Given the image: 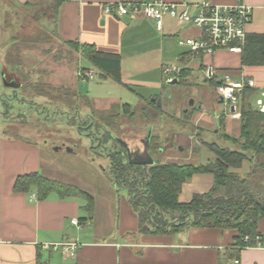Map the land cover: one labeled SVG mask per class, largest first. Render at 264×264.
<instances>
[{
	"label": "crops",
	"instance_id": "0c3cea01",
	"mask_svg": "<svg viewBox=\"0 0 264 264\" xmlns=\"http://www.w3.org/2000/svg\"><path fill=\"white\" fill-rule=\"evenodd\" d=\"M11 1L19 6H39L47 1L42 10L54 23L60 42L91 44L99 51L119 56L122 84L88 62L83 66L92 71L97 76L95 81L100 83L92 85L87 82L92 86L87 88L86 95L78 90V81L76 92L90 101L95 114L112 116L109 114V101L106 102L109 97L100 95L96 88L103 84L124 86L134 91L139 101L146 103L160 97L164 80L179 78L194 83L199 78L198 74L206 78L205 70L208 68L212 69L217 81L225 72L230 73L233 80L242 76L252 79L255 88L250 101L261 92L264 94V62L243 65L241 53L225 50L211 55L193 53L177 42L181 38L198 39L199 29L178 23L171 17H165L158 29L154 22L142 16H118L103 11L109 4L147 0ZM165 1L184 5L192 14L202 3L230 6L243 2L251 7L248 35L264 34V0ZM7 48H0L2 56ZM166 67H175L177 74H164ZM83 110L87 114L92 112L89 106H84ZM188 112L186 109L184 113ZM186 120L190 121L189 126L194 131L202 129L218 135L239 136L238 110L231 112L224 107L211 111L200 101ZM174 134L179 152L191 160L193 155L190 156V153L195 152L198 142L188 131ZM36 144L6 137L0 130V264H37V260L44 264H232L227 257L237 235L233 229L186 227L169 234L154 233L141 229L138 213L128 196L123 194L105 192L96 196L88 193L93 198L92 210L88 212L84 208L86 201L79 197L60 198L50 194L46 199L39 200L34 187L29 192H15L13 185L19 175L33 172L43 175L40 148ZM170 147L163 152L160 147L158 153L159 156L165 153L167 159H171L162 160L161 156L158 162H181L173 156ZM68 151L72 153L73 149L69 147ZM46 178L52 179L49 176ZM211 186L210 175H194L184 182L178 199L187 202L194 193L206 192ZM32 194L34 197L30 199ZM72 219H77L79 225L72 224ZM257 230L264 241V218L259 219ZM63 242L79 244L74 256L63 253L60 248L44 247L45 244ZM238 258L240 264H264V247L241 249Z\"/></svg>",
	"mask_w": 264,
	"mask_h": 264
},
{
	"label": "rangeland",
	"instance_id": "374dc122",
	"mask_svg": "<svg viewBox=\"0 0 264 264\" xmlns=\"http://www.w3.org/2000/svg\"><path fill=\"white\" fill-rule=\"evenodd\" d=\"M44 3L39 6H19L11 0H2L0 3V48H7L12 37L17 38L15 48L19 49L18 55L19 57L21 55L23 70L29 72L27 80L46 82L47 87L44 89L53 97V100L46 99L47 102L34 99L41 107L42 112L39 115L37 105L18 101L21 95L18 93V96L14 97L12 89L6 85L8 80L11 82L13 75L9 71H13V68L3 64L4 56L0 52V130L6 137L20 138L30 144L37 143L44 176L61 183L76 184V187L91 195L101 196L107 192L127 197L128 191L117 188L108 174L111 161L106 153L123 148L143 151L141 140L145 139L150 131L153 136H159L158 147L163 149L162 152L171 146L173 156L183 163L188 161L195 165L206 164L213 157L207 145L210 142L232 150L238 149L237 145L225 140L224 134L218 135L202 129L194 131L189 126L190 121H185V110L192 111L200 101H203L211 111L228 106V102L219 103L215 84L199 74L194 83L179 78L176 83L164 80V88L158 98L160 114L156 112L155 118L149 117L150 112L147 108L144 110V107H147L146 103L139 101L134 91L124 86L103 84L96 88L100 95L109 97L106 102L109 101L111 109L109 114L112 116L99 114L98 117H94L90 114L92 120H87L85 116L87 112L83 110L85 100L72 94L76 91L78 81H80L78 90L86 95L87 88L100 82L95 81L97 76L94 74V78L91 80L88 78V81L78 76L79 71H90L83 68L87 61L83 60L80 54L70 52L68 50L70 48L59 41L54 23L43 11ZM15 77V81H22L20 75ZM256 97L250 101L253 106ZM4 102L9 106L7 110ZM123 103H128L131 110L121 112ZM73 106L80 109L77 116L72 114ZM57 108L59 111L67 110L70 114L62 112L53 114ZM180 131L190 132L198 142L199 146L195 152L190 153V156L193 155L191 160L179 152L178 143L174 142L176 139L174 133ZM69 147L73 149L72 153L68 151ZM161 156L158 150L152 153L155 161ZM167 156L164 153L162 160L167 159ZM261 161L264 164V157ZM254 165L253 161L246 159L236 172L239 176L247 177ZM151 215L155 217V214ZM165 218L167 221H173V216L169 214H165ZM144 222L142 221V227L145 225Z\"/></svg>",
	"mask_w": 264,
	"mask_h": 264
},
{
	"label": "trees",
	"instance_id": "16d2710c",
	"mask_svg": "<svg viewBox=\"0 0 264 264\" xmlns=\"http://www.w3.org/2000/svg\"><path fill=\"white\" fill-rule=\"evenodd\" d=\"M17 42L18 39L12 37L3 59L6 66L13 68V71H9L13 75L11 80L16 78V75H20L22 81L14 79L15 86L9 87L14 97H17L18 93L21 95L18 101L37 105L39 115L42 112L41 107L34 99H41L39 102H44L46 99L53 100V97L49 91L44 89L47 87H45L46 82L27 80L29 72L22 68L21 55L20 57L18 55L19 49L15 48ZM64 44L70 48L68 49L70 52L80 54L83 60L122 84L117 54L99 51L91 44L76 42H65ZM241 62L243 65L263 64L264 34H247L246 43L241 52ZM207 79L215 85L218 84L215 77ZM252 94V89H245L241 95L238 109L239 136L234 138L224 135L225 140L237 145L238 149L232 150L214 142L207 143L213 157L206 164L195 165L154 160L153 165H135L128 162L124 148L106 153L111 161L108 174L117 188L128 191L129 202L138 213L140 225L142 221H145V225L141 228L143 231L169 234L186 227L233 229L237 235L234 247L229 251L228 259L238 257L241 249L254 247L258 242L256 236H259V242L262 241L257 226L259 219L264 218V164L261 161L264 157V113L253 108L250 102ZM72 95L81 97L76 91ZM81 98L84 99V97ZM159 102L158 98L154 101H146L147 107H144V110L147 108L150 112L149 117L155 118L156 112L160 110ZM85 103V106H89L92 111L90 101L85 100ZM4 105L7 110L9 106L6 102ZM73 110L74 116L80 112L78 106H73ZM130 110L131 107L127 103L121 106L123 113ZM56 112L70 114L67 110L59 111L58 108L53 111V114ZM191 113L192 111L185 113L184 118L186 119ZM90 114L94 117L99 115L93 111L86 113L87 120H92ZM158 139V135L151 134L149 144L151 156L155 150H159ZM246 159L253 161L255 165L247 177H242L236 170ZM199 174L212 177L210 189L203 193H194L187 202H180L178 197L184 182ZM32 187L35 188L36 198L39 200L46 199L50 194H55L60 198L79 197L86 201L84 207L86 211L91 212L92 210L93 198L88 193L74 185L46 178L38 172L19 175L15 179L13 190L29 192ZM151 213L155 214L154 218ZM165 214L173 216V221H167ZM246 236L248 239L244 240ZM37 264L44 263L37 260Z\"/></svg>",
	"mask_w": 264,
	"mask_h": 264
},
{
	"label": "built area",
	"instance_id": "2783aa9c",
	"mask_svg": "<svg viewBox=\"0 0 264 264\" xmlns=\"http://www.w3.org/2000/svg\"><path fill=\"white\" fill-rule=\"evenodd\" d=\"M183 6V7H182ZM182 7V8H181ZM106 14H116L118 16H142L161 28V21L165 17H171L178 23L190 24L200 31L198 39L181 38L178 40L180 46H186L196 54L211 55L216 51L225 50L232 53H241L246 43L247 26L251 20V7L243 2L235 5L220 6L209 3L198 5L195 13H190L184 5L165 0H147L133 3H113L106 5L103 9ZM164 74H177L175 67L164 68ZM206 78L215 77L211 68L205 70ZM78 76L83 80L93 77L92 71L82 70ZM171 80L170 78L168 81ZM255 84L252 79L241 77L233 80L230 73H223L218 84L215 85V92L219 99L228 102V109L234 107V111L239 109L242 92L245 89H254ZM257 95L253 108L260 113H264V94ZM231 111V110H230ZM34 195H30L33 199ZM71 223L79 225L77 219H72ZM246 236L244 240H247ZM256 247H264V241L259 242V236H256ZM51 246L54 250L61 249L63 253L74 256L78 249V243H53L45 244L44 247ZM232 264H240V259L234 257Z\"/></svg>",
	"mask_w": 264,
	"mask_h": 264
},
{
	"label": "water",
	"instance_id": "95a60500",
	"mask_svg": "<svg viewBox=\"0 0 264 264\" xmlns=\"http://www.w3.org/2000/svg\"><path fill=\"white\" fill-rule=\"evenodd\" d=\"M5 81H6V78H5ZM8 82L6 83V85L15 86L14 79H12L11 82L9 83ZM176 82H177L176 78L168 81V83H176ZM220 102H223L222 99H220ZM192 104H193V101H191V105ZM230 110L231 112H234V107L232 106ZM151 134H152L151 131L148 132L146 138L145 139L143 138L141 140V143L143 145V151H140V150L131 151L128 148H124L126 151L127 160L129 163L135 164V165H153L154 164V159L149 153V144H150ZM122 144L124 145V143Z\"/></svg>",
	"mask_w": 264,
	"mask_h": 264
}]
</instances>
